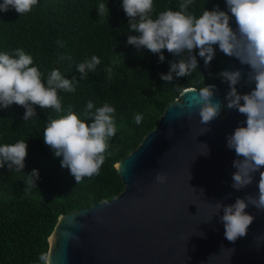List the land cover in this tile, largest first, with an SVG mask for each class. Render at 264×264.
<instances>
[{
	"label": "trees",
	"instance_id": "obj_1",
	"mask_svg": "<svg viewBox=\"0 0 264 264\" xmlns=\"http://www.w3.org/2000/svg\"><path fill=\"white\" fill-rule=\"evenodd\" d=\"M180 2L154 0L153 18L167 9L178 11ZM100 3H106L108 17L98 15L96 9ZM121 5L122 0H39L31 12L22 16L12 8L0 12V51L11 54L22 48L33 57V66L38 67L45 83L53 69H59L69 80L75 76V92H58L63 108L71 105L90 124L92 121L83 115L87 102H93V111L108 103L115 108L117 127L107 150L111 155L106 153L100 174L76 184L69 171L60 166L61 158L54 157L42 139L48 119L66 115V111L56 113L53 109L36 107L37 118L23 121L22 107L13 104L0 109V144L20 140L27 144L22 172L9 171L7 165L0 168V264H41L38 257L48 251V238L60 215L113 199L120 193L123 184L115 163L135 149L156 126L165 107L178 98V87L199 90L215 85L223 105L227 103L228 84L217 76L227 56L218 47L214 46L216 55L208 68L194 50L197 70L189 77L173 74V82L168 84L160 79V74H167L169 61L178 58L162 50L165 59L159 62L157 54L127 45V36L137 33L128 31ZM216 5L227 11L225 0H195L189 11L199 16L203 8L212 10ZM93 55L101 63L81 80L76 66ZM109 67L111 80L106 71ZM245 78L237 85L241 94L250 90L249 86H241ZM136 114L143 116L139 125L134 120ZM33 169L39 173L37 186L25 191L26 174Z\"/></svg>",
	"mask_w": 264,
	"mask_h": 264
},
{
	"label": "clouds",
	"instance_id": "obj_2",
	"mask_svg": "<svg viewBox=\"0 0 264 264\" xmlns=\"http://www.w3.org/2000/svg\"><path fill=\"white\" fill-rule=\"evenodd\" d=\"M38 2L39 0H3L0 12H7L12 8L22 16L31 12ZM194 3L195 0H181L178 11L167 9L153 18L154 0H122L128 31L137 33L128 35L126 43L138 50L145 48L157 54L159 62H164L165 59L162 50L177 57L178 60L169 61L168 73L160 74V79L168 84L173 82V74L175 77H189L197 70L198 60L193 55L194 50L203 59L205 68L215 58L216 47L224 55L234 57L241 65L249 67L244 85L241 86H249L250 91L244 94L237 90V85L241 84L240 70L217 73L218 78L228 84L226 105L213 100L215 85H206L199 90L193 88L188 92L177 88L182 98L186 93H194L186 104L183 100L178 105L182 109L186 108L189 115L193 109H197L201 124H211L220 116L225 106L236 109L246 117V120L240 122L246 126H237L231 134L225 136L226 147L234 150L236 157L232 161L235 171L231 174V187L239 191L252 185L255 174L259 172L258 194H246L231 205H224L219 201L214 205V216H219L223 223L225 238L235 243L238 238L247 235L248 228L254 221V216L245 209L254 206L258 212H264V171L261 170L264 169V0H225L227 11L220 10L216 5L212 10L203 8L199 16L194 11H189ZM96 10L99 16H109L106 3H100ZM232 18L235 29L230 25ZM100 63V58L93 55L90 60L78 64L76 70L80 79H86L88 72L95 71ZM106 71L111 80V67ZM76 81L75 76L69 80L59 69H53L45 83L38 67L33 66V57L22 48H16L11 54L0 51V109H8L13 104L22 107L25 109L23 121L37 118L36 107L53 109L56 113L66 111V115L48 119L42 139L53 156L61 158L60 166L67 169L78 184L85 178L91 179L100 174L106 153L111 155L107 150L117 127L115 108L108 103L93 111V102H87L83 115L92 121L90 124H86L71 105L67 109L63 108L58 92H75ZM134 120L139 125L143 120L142 114H136ZM206 149L200 155H208L207 145ZM26 156L25 140L14 144H0V168L7 165L9 171L22 172ZM38 179L36 169L26 174L25 191L36 188ZM155 179L158 183H164L166 177L157 173ZM200 190L204 191L202 188ZM230 197L231 193L225 199ZM61 235L66 239L74 238L67 231ZM199 236L203 237L204 233L200 232ZM256 239L259 242L264 240V236ZM38 259L41 264H52V253L44 251Z\"/></svg>",
	"mask_w": 264,
	"mask_h": 264
},
{
	"label": "water",
	"instance_id": "obj_3",
	"mask_svg": "<svg viewBox=\"0 0 264 264\" xmlns=\"http://www.w3.org/2000/svg\"><path fill=\"white\" fill-rule=\"evenodd\" d=\"M230 25L235 29L234 18ZM237 69L241 80L250 70L227 56L222 71ZM213 91V100L223 105L220 90ZM193 95L179 94L138 146L115 163L120 193L58 217L48 238L52 264H264V240L256 239L264 236V212L245 209L254 221L235 243L225 238L224 225L214 216L216 202L231 205L258 194L259 172L252 185L231 187L236 157L225 136L246 126L240 124L246 117L225 106L211 124H201L197 109L189 115L178 105ZM204 144L206 156L200 155L207 150ZM157 173L166 177L164 183L156 181ZM64 231L74 238L63 237Z\"/></svg>",
	"mask_w": 264,
	"mask_h": 264
}]
</instances>
